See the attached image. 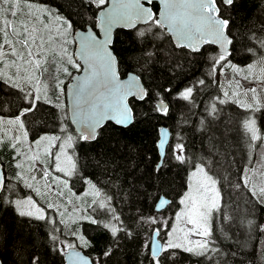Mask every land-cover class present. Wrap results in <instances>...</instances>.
Instances as JSON below:
<instances>
[{
  "label": "snow or ice",
  "instance_id": "snow-or-ice-1",
  "mask_svg": "<svg viewBox=\"0 0 264 264\" xmlns=\"http://www.w3.org/2000/svg\"><path fill=\"white\" fill-rule=\"evenodd\" d=\"M152 3L153 0H79L78 6L84 8L85 13L91 5L99 9L98 19L92 21V26L101 29L102 37L91 30L79 33V53L75 54L69 51V45L76 42L69 38L74 33L70 19L39 0H0V85L10 90L4 92L0 88V150L11 151L9 167L13 169L8 175L0 162V203L13 205L20 216L47 220L52 224L50 239L54 244L59 241L63 245L57 250L67 255L70 264H99V261L68 251L77 245L60 241L55 233L61 229L56 225L69 229L85 247L90 246V241L80 233L81 221L102 226L114 239L120 232L132 234L116 209L111 207L112 197L103 194L91 179L80 177L87 188L79 194L73 191V178L79 176L76 143L95 140L98 129L106 121L125 128L134 123L130 99L153 101L152 111L164 116L169 114L164 93L171 95V88L157 91L146 87L134 72L128 74L126 81L120 79L117 59L109 49L115 26L136 29L139 57L134 68H146L165 52L175 57L172 61L175 63L179 55L174 49L187 56L202 54L205 45H215L216 50L208 54L206 73L222 92V96L214 100L219 104L235 103L252 114L264 109V19L246 31H234L231 16L225 17L222 9L232 8L236 0H159L161 8L157 12L153 11ZM140 24L145 27H137ZM166 36L170 37L166 40L168 49H165V43L158 42L165 41ZM241 53L250 61L243 66L230 59ZM70 69L83 71L85 75L76 79ZM61 75L74 80L70 111L72 123L78 126L76 135L62 122L58 130H48L46 108L57 110L58 121L68 118L69 105L64 102L67 93ZM218 77H223L224 81ZM205 85V79H198L176 93L173 99L192 102L194 88ZM207 110L210 115L215 114L218 111L216 103H211ZM41 123L40 131L30 137V128ZM243 128L251 141H261L264 147V137L260 135L253 115L243 120ZM159 131L163 135L157 147L162 150L168 130ZM185 151L183 143H176L172 148V159L188 164L190 158ZM164 156L161 151L160 163L154 169L156 173L165 166ZM191 168L178 193L176 203L179 207L172 217L140 215L137 219V223L161 226L152 229L151 241L144 246L149 264H177L180 253L197 257V264H201V260L211 264L212 254L220 251L212 239L213 223L220 219L217 215L223 207L220 185L227 177L211 175L203 162H192ZM240 179L251 196L264 204V154H261L258 167L245 168ZM20 184L46 198V205H39L32 195L14 200L4 195H16V185ZM234 186L239 188L241 185ZM162 188L163 181L152 197V207L157 213L173 204L167 193L161 194ZM48 209L57 216H51ZM89 209L102 212L107 218L97 219ZM248 224L251 226L253 221ZM164 230H167L166 239L161 242L157 238ZM259 230L264 232V225L259 226ZM111 251L109 247L103 255L107 257ZM31 264H39V257H33Z\"/></svg>",
  "mask_w": 264,
  "mask_h": 264
},
{
  "label": "trees",
  "instance_id": "trees-1",
  "mask_svg": "<svg viewBox=\"0 0 264 264\" xmlns=\"http://www.w3.org/2000/svg\"><path fill=\"white\" fill-rule=\"evenodd\" d=\"M39 2L55 7L70 19L74 24V31L87 26L93 27L92 21L97 20L99 9L91 5L85 13V9L78 6L79 0ZM152 8L157 12L158 5L154 3ZM222 14L225 17L231 16L234 31L239 29L243 32L264 19V0H236L232 8L222 9ZM241 25L245 27L241 28ZM167 39L170 37L166 36L165 41H158L165 43V49L169 48ZM112 48L122 77L135 72L146 87L157 91L171 88L173 91L171 95L164 93L169 104L167 116L152 111L153 101L130 100L135 113L132 125L123 128L110 122L99 129L94 141L77 142L75 152L79 176L74 179L82 182L80 177L90 178L109 194L117 214L132 233L128 236L125 232H120L114 239L102 226L80 222L79 226L83 227L90 241V246L80 249L94 261L98 260L99 264H149L144 246L150 243L152 229L156 225L137 223L138 217L157 214L152 207V197L156 195L161 181V194L167 193L168 198L173 201L163 212L174 213L179 207L176 203L178 193L182 191L192 169L191 163L203 162L212 175L217 178L227 177L226 181L221 180L220 185L223 196L222 212L218 214L220 219L213 223L212 239L220 251L212 254L211 264H264V232L259 230V226L264 225V204L251 196L240 179L246 166L251 163L258 165L263 147L258 143L254 144L243 128V120L249 116V112L235 103L219 104L214 100L215 97L222 96V92L206 73L209 66L208 54L214 52L216 47L208 45L201 50L202 54L187 56L179 49H174L179 55L175 63L172 62L175 57L165 52L146 68L133 67L139 57L136 29L117 30ZM72 51L74 52V43ZM230 59L239 65L250 62L244 53ZM72 73L75 75L78 71ZM198 79H205L206 85L194 88L192 102L173 99L176 93L195 84ZM218 79L224 81L223 77ZM0 88L4 92L10 91L3 85ZM64 102L66 103V96ZM214 102L218 111L210 115L207 109ZM56 112V109L50 107L45 110L48 130H58V125L62 122L75 132L68 118L57 120ZM256 117L259 129L264 133V109L256 113ZM164 126L170 130L171 137L164 156L165 166L160 173H156L154 169L161 160L160 149L157 147L160 141L159 130ZM42 127L43 123L31 127L30 137H34ZM176 143L185 145V154L190 158L188 164L172 159V148ZM253 144L255 146L250 147ZM10 160L11 157L6 162L8 173L12 172ZM238 183L241 186L236 188L234 185ZM248 221H253V224L249 226ZM53 227L47 220L20 216L13 205L0 203L2 264H31V259L36 256L39 257V264H66L64 253L57 250L63 245L59 241L54 244L50 239ZM55 235L59 236L60 241H73V237L65 236L64 231ZM109 247L112 249L111 255L105 257L103 253ZM197 259L188 253H180L177 264H197ZM201 264H209V261L201 260Z\"/></svg>",
  "mask_w": 264,
  "mask_h": 264
},
{
  "label": "rangeland",
  "instance_id": "rangeland-1",
  "mask_svg": "<svg viewBox=\"0 0 264 264\" xmlns=\"http://www.w3.org/2000/svg\"><path fill=\"white\" fill-rule=\"evenodd\" d=\"M41 4H44V5H47L50 9H52V10H54V11H57L56 10V8L55 7H53V6H51V5H49V4H47V3H43V2H40ZM61 14V13H60ZM62 15V14H61ZM63 16V15H62ZM70 39H74V37H73V35L72 36H70L69 37ZM72 45L73 44H71V45H69V51L70 52H72L73 53V51H72ZM241 66H243V65H241ZM72 72L73 71H75V69H70ZM227 71V70H226ZM230 74V73H229ZM68 76H66V75H61V79H63L65 82L68 80ZM249 115H253L254 116V118L256 119V122H257V117H256V113L255 114H252V113H250ZM67 126V128H68V130L70 131V132H72L73 133V135H76L77 133H75V132H73L71 129H70V127L68 126V125H66ZM257 127H258V129H259V126H258V122H257ZM260 130V129H259ZM260 135L262 136V137H264V133H262L261 131H260ZM253 142V141H252ZM254 144H259V145H261V141H255V142H253ZM77 144V143H76ZM262 147V146H261ZM75 148H76V145H75ZM262 154H264V147H263V153ZM12 156V153H11V151L10 150H0V161L3 163V165H4V168H5V171L7 172V167H8V164L6 163L7 162V158H10ZM76 158V157H75ZM258 165H259V163H258ZM258 165L257 164H252L251 163V165H248V166H246L245 168H252V167H254V166H257L258 167ZM192 170V169H191ZM12 171H13V169H12ZM191 172V171H190ZM7 174L8 175H11L12 174V172H10V173H8L7 172ZM211 174V173H210ZM212 175V174H211ZM88 179H90V178H88ZM93 182V181H92ZM16 182L15 181H13V184H15ZM93 183H95V182H93ZM96 184V183H95ZM97 185V184H96ZM97 187L98 188H100L101 190H102V193L103 194H105V195H107V196H110L109 194H107L101 187H99L98 185H97ZM86 188H87V186L84 184V182L82 181H80L79 179H74L73 178V191H75L77 194H79V193H82L83 191H85L86 190ZM4 195H7L8 196V199H10V200H14V199H17V198H22V197H24L25 195H32L33 196V199H35L36 201H37V203L39 204V205H41V206H45L46 205V203H47V200H46V198H44V197H41V196H38V195H36V193H34V192H31L29 189H27V188H25L22 184H20V185H16V195H12V194H10V193H6V194H4ZM111 197V196H110ZM89 200H91V197H89L88 198ZM111 207H113V205H112V202H111ZM48 211V213L51 215V216H57V213L56 212H53L51 209H48L47 210ZM89 212L92 214V215H94L97 219H101V220H104V219H106L107 217H106V214H104V213H102V212H99V211H97V212H91V209H89ZM175 213V212H174ZM174 213H171V212H162V213H157L155 216H158V217H160V218H164V217H172L173 215H174ZM218 215V214H217ZM81 222H87V221H81ZM87 223H89V222H87ZM55 227H59L60 229H61V231L60 232H62V231H64V235L65 236H67V237H73V241H72V243H75L76 245H77V247L76 248H83V247H85V246H82V244H81V242L79 241V240H77L74 236H72L71 235V232L69 231V229H67V228H65L63 225H56ZM72 227L73 228H75V227H77L76 225H72ZM158 227H161L159 224H157L154 228H158ZM79 229H80V233L81 234H83L84 236H85V238L87 239V237H86V235H85V233H84V231H83V227L82 226H79ZM166 231L167 230H164V231H162L161 232V236H160V239L163 241V239H166ZM151 238H152V234H151V236H150V239H149V242L151 241ZM88 240V239H87Z\"/></svg>",
  "mask_w": 264,
  "mask_h": 264
},
{
  "label": "water",
  "instance_id": "water-1",
  "mask_svg": "<svg viewBox=\"0 0 264 264\" xmlns=\"http://www.w3.org/2000/svg\"><path fill=\"white\" fill-rule=\"evenodd\" d=\"M154 3H156V4L158 5V10H157V11H159V9L161 8V5H160V3H159V0H153L152 5H153ZM152 5H151V7H152ZM152 9H153V8H152ZM153 11H154V10H153ZM154 12H155V11H154ZM98 15H99V10H98L97 15H96L97 19H98ZM138 26H145V25L140 24V25H137V27H138ZM131 29H134V28H127V27H123V26H121V25H117V26H115V27L112 29V32H111L112 43H111V45L109 46V49H110V51L112 52V54L116 57V59H117V56H116V54H115V52H114V50H113V48H112L113 43H114V38H115V32H116L117 30H131ZM88 30H91V31H93V32H95V33H97V34H101V37H102V32H101V29H100L99 27H94V28H93V27H91V26H87L85 29H77V30H75L74 33H73V37H74V40H75L76 42L74 43V52H73V53H75V54H78V53H79V33L87 32ZM205 46H208V45H205ZM205 46H204V47H205ZM211 46L216 47L215 45H211ZM204 47H203V48H204ZM203 48H202V49H203ZM117 62H118V59H117ZM81 63H82V62H81ZM82 67H83V64H82ZM117 68H118V74H119V76H120V79L126 81V80L128 79V74H129V73H128L126 76L122 77L121 74H120V72H119V63H117ZM130 73H131V72H130ZM134 73H135V72H134ZM135 74H136V73H135ZM84 75H85V73H84L83 71H79L78 73H76L75 75H73V77L76 78V79H82ZM137 75H138V74H137ZM73 77H71L70 80L67 82V84H66V86H65V89H66V93H67V95H66V103L69 105V109H68V112H67V114H68V119H69V122H70L72 128L74 129L75 133H77V132H78V126L72 123V120H71V111H70L71 86H72L73 83H74ZM141 82L143 83L142 79H141ZM143 84H144V83H143ZM130 100H131V99H130ZM110 122H111V123H114L113 121H106V122L104 123L103 127H104L107 123H110ZM114 124H115V123H114ZM132 124H133V123H132ZM132 124H130V125H132ZM116 125H117V124H116ZM130 125H129V126H130ZM117 126L122 127V126H120V125H117ZM129 126H128V127H129ZM101 128H102V127H101ZM101 128H99V129H101ZM123 128H125V127H123ZM99 129H98V131H99ZM162 129H167V130H168V135H167L166 137H164V139L166 140V143L164 144L163 149H162V150L160 149V152L163 151L164 153H166V150H167L168 144H169V142H170L171 133H170V130H169L167 127H165V126H164ZM162 135H163V134L160 132V139H161ZM93 141H94V140H93ZM159 142H160V141H159ZM0 162H1V161H0ZM3 167H4V165H3ZM4 170H5V168H4ZM168 199H170V198H168ZM166 209H167V208H166ZM166 209H165V210H166ZM155 212H156V211H155ZM162 212H163V211H162ZM162 212H160V213H162ZM156 213H157V212H156ZM157 239H160V237H158ZM160 240H161V239H160ZM161 242H163V241L161 240ZM68 251L79 252L81 256H84V257H87V258L93 260V258H92L89 254H87L86 252H84L83 250H81V249H79V248H75L74 250H68ZM64 259H65L66 264H70V261L68 260L66 254H64ZM93 261H94V260H93ZM0 264H2V261H1V260H0Z\"/></svg>",
  "mask_w": 264,
  "mask_h": 264
}]
</instances>
